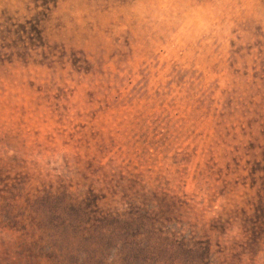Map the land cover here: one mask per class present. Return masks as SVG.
Wrapping results in <instances>:
<instances>
[{
    "label": "rangeland",
    "instance_id": "1",
    "mask_svg": "<svg viewBox=\"0 0 264 264\" xmlns=\"http://www.w3.org/2000/svg\"><path fill=\"white\" fill-rule=\"evenodd\" d=\"M0 264H264V0H0Z\"/></svg>",
    "mask_w": 264,
    "mask_h": 264
}]
</instances>
